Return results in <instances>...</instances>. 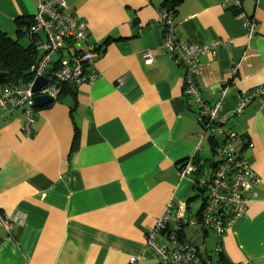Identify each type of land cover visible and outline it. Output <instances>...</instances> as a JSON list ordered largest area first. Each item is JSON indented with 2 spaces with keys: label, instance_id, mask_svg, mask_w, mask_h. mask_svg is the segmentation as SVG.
Returning <instances> with one entry per match:
<instances>
[{
  "label": "crops",
  "instance_id": "1",
  "mask_svg": "<svg viewBox=\"0 0 264 264\" xmlns=\"http://www.w3.org/2000/svg\"><path fill=\"white\" fill-rule=\"evenodd\" d=\"M47 1L55 0H0V31L17 36V18L33 17ZM66 1L87 24L89 42L101 46L98 76L37 107L32 136L22 131V108H0V210L20 218L13 234L0 221V264H129L132 256L154 264L147 236L167 204L196 211L205 203L198 183L219 161L213 132L184 92L185 68L164 47L167 0ZM243 7L257 21L250 40L226 0H181L174 15L185 41H229L200 56L196 83L228 114L224 129L245 138L237 144L260 177L221 241L207 227L184 233L213 261L222 253L230 264H264V109L257 98L232 113L240 96L264 85V0H243ZM191 158L198 169L182 177Z\"/></svg>",
  "mask_w": 264,
  "mask_h": 264
},
{
  "label": "built area",
  "instance_id": "2",
  "mask_svg": "<svg viewBox=\"0 0 264 264\" xmlns=\"http://www.w3.org/2000/svg\"><path fill=\"white\" fill-rule=\"evenodd\" d=\"M226 2H232L238 10L237 16L245 27L246 35L249 40L252 39L256 34L255 18L247 14L242 0ZM160 17L164 25V47L171 58L186 70L184 92L195 103L204 128L213 132L219 161L216 162L212 177L198 183L201 189L207 191L203 207L194 211L189 209L186 202L176 203L171 200L149 232L147 248L157 258L154 264H217L216 261L203 257L202 247L188 240L184 231L197 226L211 228L216 231L221 241L223 234L245 213L255 196L254 186L260 182V177L251 167V160L237 144L240 140L246 142L245 138L233 130L224 129L228 114L221 111L220 103L211 104L206 101L196 83L200 56L209 52L215 53L229 41H185L177 36L174 16L167 9L160 11ZM27 32L41 55L33 67L34 78L25 85H5L0 91V108L4 114L22 108L25 117L22 131L26 136H32L37 113L36 96L47 95L55 100L58 98L61 83L80 84L94 80L98 72L93 67L99 52L97 45L88 40L87 24L68 11L66 0L42 2ZM72 44L80 49L85 67L71 62L68 47ZM143 56L146 64L154 62L151 51H144ZM40 76L45 77L47 83L35 92L33 85ZM257 98L260 100V109H264V85L240 96L232 113H242ZM197 169L195 159L191 158L182 164L180 175L188 177ZM0 221L7 232L13 234L20 218L0 210ZM215 251H222V246L219 245ZM129 264H141V258L132 256Z\"/></svg>",
  "mask_w": 264,
  "mask_h": 264
},
{
  "label": "trees",
  "instance_id": "3",
  "mask_svg": "<svg viewBox=\"0 0 264 264\" xmlns=\"http://www.w3.org/2000/svg\"><path fill=\"white\" fill-rule=\"evenodd\" d=\"M243 1V0H242ZM181 0H167L165 8L173 16ZM236 13L238 10L234 8ZM34 21L33 17H19L17 18L18 31L17 36L13 37L4 31H0V73H4L3 77H0V84L3 85H25L33 80L34 71L33 67L40 60V53L36 50L35 42L30 36V43L24 46L20 39L23 35H28V28ZM101 46L97 45V50ZM73 48V49H72ZM80 49L72 44L68 47L71 62L77 65H85V61L80 56ZM74 84L71 82H64L59 85L58 98L64 93L73 91ZM57 98V99H58ZM213 144L217 146L216 141L213 139ZM197 162V161H196ZM221 252V251H220ZM218 253V252H217ZM217 264H230L220 253Z\"/></svg>",
  "mask_w": 264,
  "mask_h": 264
},
{
  "label": "water",
  "instance_id": "4",
  "mask_svg": "<svg viewBox=\"0 0 264 264\" xmlns=\"http://www.w3.org/2000/svg\"><path fill=\"white\" fill-rule=\"evenodd\" d=\"M4 73H0V77H3ZM47 83V79L43 76L38 77L33 85V90L38 92L45 84ZM36 106L42 107L44 105L50 104L53 102V99L47 95H38L35 98Z\"/></svg>",
  "mask_w": 264,
  "mask_h": 264
},
{
  "label": "rangeland",
  "instance_id": "5",
  "mask_svg": "<svg viewBox=\"0 0 264 264\" xmlns=\"http://www.w3.org/2000/svg\"><path fill=\"white\" fill-rule=\"evenodd\" d=\"M42 36H44L43 33H42ZM20 41H21V43H22L24 46H27V45L30 43L31 39H30L29 35L26 34V35H23V36L21 37Z\"/></svg>",
  "mask_w": 264,
  "mask_h": 264
}]
</instances>
